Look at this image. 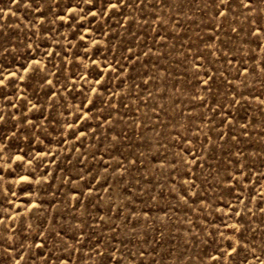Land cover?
<instances>
[{"label":"rangeland","instance_id":"rangeland-1","mask_svg":"<svg viewBox=\"0 0 264 264\" xmlns=\"http://www.w3.org/2000/svg\"><path fill=\"white\" fill-rule=\"evenodd\" d=\"M0 264H264V0H0Z\"/></svg>","mask_w":264,"mask_h":264}]
</instances>
